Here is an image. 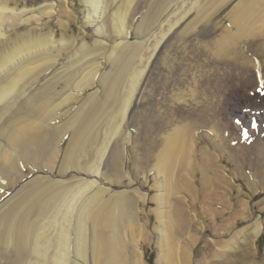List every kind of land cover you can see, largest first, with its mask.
Instances as JSON below:
<instances>
[{"label": "bare ground", "instance_id": "obj_1", "mask_svg": "<svg viewBox=\"0 0 264 264\" xmlns=\"http://www.w3.org/2000/svg\"><path fill=\"white\" fill-rule=\"evenodd\" d=\"M85 1L91 5L97 25L100 24L96 28V36L106 40L112 39V31L115 29L127 38L130 34L127 18L134 23L136 16L142 10L148 11L149 6L152 12L149 10L145 16L144 29L154 27L155 21L159 19L157 13L162 12L166 25L170 26L168 33L176 28L177 34L188 32L180 38L186 40L189 47L181 62L189 61L186 58L191 57L201 69L197 67L194 73H183V63H175L171 71L164 66H158L157 70L156 61L149 64L146 82H151L152 96L148 113L145 115L137 111L145 100L139 99L129 123L143 126L137 129V136L133 139L136 148L134 156H138L135 163L139 169H157L162 177V181L154 186L157 195L151 197L142 193L139 186L131 187L132 184H129L125 195L121 193L120 197L105 199V189L103 184H99L97 189L94 188L96 192L82 207L84 225L90 226L101 239L110 231L109 220L118 213L126 221L123 230L126 229L132 239L141 233L140 226L148 223L141 214L149 218L151 212L147 206L155 203L158 209L156 219L160 222L157 229L160 251L155 264H218V261L225 259L228 264H264V255L258 257L256 240L264 231V107L257 109L256 114L250 107H247V114L240 111L244 102L242 98L247 96L245 93L248 90L251 93L254 90L260 91L257 100L263 101L261 103L264 105V0H240L236 5L238 0H190V7L183 6V0H154L156 4L153 0ZM14 5L18 7L19 1L0 0V226L4 219L15 223V252L4 255L0 251V261L2 264H22V260L29 259L31 264H66L70 245L67 232L57 243L47 239V236H40L37 240L42 239L41 243H37L35 248L38 250L37 258L33 254L28 256L26 245L33 228L30 215L26 213L44 215L51 204H61L67 198L68 188L41 186L35 191V185L26 186L30 182L26 181L29 175L41 171L40 166H37L38 161L50 154L54 141L67 139L69 143L65 149L72 156L86 150L85 141L88 138H83L96 136L95 130L101 122L99 116L107 102L97 93L99 90L87 97L83 92L99 83L102 87L108 86L107 93L112 99L109 90L113 89L110 81L112 77H109V71L102 73L99 80L96 69L84 74L87 68L85 65L88 64L86 60L89 58V62H92L104 54L102 51L105 43L100 39H96L91 46L81 42L75 51L72 39L64 38V41L57 42L51 34H35L38 25L28 32L13 36L21 25L40 22L43 19L41 17L53 13L47 11L42 12L44 14L41 16L29 15L25 11H18ZM232 6L235 14L225 18L227 15H223L224 11ZM227 19L231 28H220ZM179 25L181 28L183 26L182 31ZM195 27H198L196 34L193 32ZM167 40L161 49L162 59L165 51L170 52V47L172 55H176L181 48L180 40L176 44L174 40L171 43L172 39ZM126 43L123 40L111 47L110 54L105 55L110 60L108 64L111 65L113 61L112 65L118 66L123 57L136 52V44L126 46ZM166 72L170 74L165 75ZM222 72L228 75L227 78L222 76ZM183 75L186 76L182 80ZM187 77L199 84L197 93L194 90H180L179 87H185L181 85L185 84L183 81ZM239 86L243 90H238ZM70 90L81 91L83 97L73 91L63 98ZM157 91L164 96L157 97L155 101ZM205 98L206 102L199 103L200 100L205 101ZM58 100L60 102L56 104ZM233 101L236 103L232 104ZM249 101L250 97H247V103ZM183 102L192 108L185 110L181 104ZM195 103L203 104L196 108L193 106ZM213 138L216 140L209 143ZM119 148L115 144L110 149L105 164L106 168L116 173L120 167ZM225 158L230 164V172L222 163ZM22 166L27 168L26 174ZM30 166L34 167L28 168ZM107 173L105 171L102 175H94L106 181ZM68 180L80 183L75 175ZM242 180L244 184L237 182ZM97 181L81 180L88 186ZM42 183L38 182L36 186ZM21 186L25 191L19 197L17 193L23 190L17 189ZM247 188L250 189L249 200L245 197ZM13 193L12 199L4 203L1 201L7 194ZM260 195V201L253 204ZM8 204V210L3 208ZM138 205L141 207L138 208ZM247 222L250 224L239 229L240 225ZM209 229L214 236L211 240L204 236ZM145 235L150 241V234ZM202 242L206 250L197 261L196 248ZM96 243L92 257L95 263L112 262L114 254L110 243H105L103 250ZM127 246L132 250L130 263L148 264L145 249L135 247L133 241L130 245L127 243ZM75 264L79 263L75 261Z\"/></svg>", "mask_w": 264, "mask_h": 264}, {"label": "rangeland", "instance_id": "obj_2", "mask_svg": "<svg viewBox=\"0 0 264 264\" xmlns=\"http://www.w3.org/2000/svg\"><path fill=\"white\" fill-rule=\"evenodd\" d=\"M18 1H19V6L17 7L14 5V7H17L18 11H25V14H29V15L35 14V15L41 16L42 14H44L42 12L48 11V13H50L52 11L53 13H51V16L45 15L41 17V19L43 18L42 21H44V23L42 21L40 22L33 21L32 24L25 23L21 25L17 29V31H14L13 36H15L16 34H22V33L28 32L33 26L38 25L37 26L38 29L34 30L35 34H38V35H40L41 33L51 34L53 40L57 42L64 41L63 40L64 38L65 40L72 39L75 42V44H73V49L75 48V51L77 50L78 47H80L81 42H86L89 46H91L93 45L92 43H94L96 39H100L101 41L105 43L104 45L105 48L103 47V51H102L104 52V54L101 57L97 56L95 60L92 62L91 61L89 62L90 59L88 58L86 60V62L88 61V64L85 65L87 68L84 67L85 68L84 74L88 73V71H90L91 69L94 72L96 69V71L99 72L97 74L98 75L97 79L99 78L100 80L102 73H106V72L108 73L110 71L109 77H112L111 78L112 80L110 81H111V86H113V89H109L111 90L110 92L112 94V99H110V97L108 96L110 94L107 93L108 86L102 87L100 86L99 83L98 84L96 83L95 87H89L87 90L83 92V95L87 97L88 95L94 92L96 93L97 92L96 90H99V92L97 93H99L100 96L103 97L102 98L103 101L107 102V103H104L105 107L102 110L100 108L101 113L99 110V113H100L99 117L101 118V122L99 123L98 127L95 130L96 134L94 133V135L96 136H93V137L85 136L83 138V139L88 138V141H85L86 147H87L86 150L85 151L82 150L83 152L82 151L78 152L77 155L72 156V154H70V152L69 153L66 152L67 150L65 149L66 145L69 143L67 139H65V141L64 140L62 141L61 139L59 141H54V144L51 147V150L53 152L51 151L52 153L50 152L48 156L46 155L43 158L41 157V159L38 161L37 166H40L41 171H38V170L35 171L33 175H29L27 181L25 180L26 182L30 181L26 186H28L29 184L35 185L34 186L35 191H38L43 186L44 187L52 186L57 189H58V186L59 188H61L62 186L63 188H68V195H67V198L65 199L66 201L65 200L61 201V204H58V203H55L56 205L51 204L50 208L48 207V211L46 210L44 215L37 216L32 213L31 214L26 213L30 215L29 220L30 219L32 220V221L30 220V222L33 228V233L29 234V240L27 241L28 244L26 243L27 244L26 249L28 250V256L30 257L33 254V256L37 258L38 250H36L35 248H36L37 243H39V245L41 243L40 241L42 239L40 241L37 240V238H39L40 236L42 235L47 236V239L49 240L51 239L55 243H57L58 240L63 236V234L67 232L68 237L70 238L69 239L70 245L68 247L69 252H68V260L66 264H75V261L79 264H96L94 261V258L92 259L94 255V251L96 250L95 249L96 242H97L96 245L98 244L97 246L99 247L100 250L105 249L106 247L105 243L107 242L110 243V246L112 249L111 251H113L114 255L112 254L113 255L111 259L112 262H109V264L110 263L111 264H132L130 263L132 261V250L131 248H129V246H127V243L128 245H130L132 241L135 247L137 246L138 248L142 250L145 249V260L148 262V264H155L159 256V251H160L159 245L157 244L158 243L157 241L159 240V237H160L157 231L158 227L160 226V222L156 219V216H158L157 214L158 209L155 203H149L147 206V210L151 212L148 215L149 218L141 214V217L148 223L141 225L140 226L141 233L139 234V236L134 237L132 239H130V235L126 232V229L125 231L123 230V227H126L125 225L126 221L118 213H116L113 219L109 220V225L111 224L110 231H107V234H104L101 239H99V237L96 236L95 233H93V230L90 228V226L84 225L83 217L85 215H84V212L83 214L81 213H82V207L84 203L87 201V199L92 194H94V192H96L94 188L99 186V184L101 185L103 184L102 186L104 187L105 192H106L104 194V196H106L105 199H107L108 197L110 198V197L122 196V194L126 193L125 191L129 189L128 188L129 184L130 185L132 184L131 187L139 186L138 188L141 190L142 193H147L151 197L154 195H157V190L155 189L154 186L157 185L158 182L160 183L162 181V177L159 176L160 174L157 171V169H139L138 164L135 163V160L137 159L138 156L137 157L134 156V153H136V148H134L133 139L137 136V134H135L137 132V129L139 130L143 128V126L142 125L137 126L132 123L130 124L129 123L130 116L132 114V111L136 107L137 101H139V99L141 98L142 100H144L145 98L144 104L142 103V105L139 106L140 108H137V111L142 114L144 113L145 115H147L148 113V106L150 103V98L152 96V93L150 92L151 82H146L147 81L146 77H148L147 73L149 72V66L155 63V61H156L155 65H156L157 70L159 67L162 68L164 66L165 68H167V70L171 71L175 63H183L185 65V71L183 73L188 72V71L194 73L196 72L194 71V69H197V67L201 69V66H198L197 62L191 57L186 58V59H189V61L184 60L183 62H181L184 56L187 55L189 51L188 50L189 47L187 46L188 42H186V40L182 41L180 40V38L184 36V33H188V32L184 31L183 35L180 32L179 34H177L178 30L176 28V29H173L170 33H168V29H169L168 27L170 26L166 25L167 24L165 21L166 19H164V15L162 14V12L157 13L159 15V19L155 21L154 27L150 29L148 28L144 29L145 28V22H144L145 16L146 14H148L147 12H149V10L152 9V7L149 6L148 11L142 10L136 16L134 23L130 22L129 19L127 18V28H129L130 30V34L127 35V38H125L123 34L121 35L119 32H117L118 30L115 29L112 31L113 33V36H111L112 39L106 40L104 38H99V36H96L95 31H96V28L100 26V24L98 23L97 25V22L92 16V11H93L92 7L85 0H18ZM189 1L190 0H183L184 4H187V5H184V4L182 5L185 7H190ZM239 1L240 0H238L234 5H236ZM233 6L230 9H227L224 11L223 15H227V17L225 18H230L231 16L235 14V9L233 8ZM229 7L230 6H228V8ZM150 12H152V10H150ZM228 23H229V19H227V21L224 23L225 25L220 26V28L222 27L231 28V24H228ZM131 26L132 28L130 29ZM179 26H180L179 30L182 31L183 26L182 28H181V25ZM41 28H44V30L41 31ZM186 29H189V28H186ZM175 30H176V33L173 34ZM197 31H198V27H195L193 29V32H195L194 34H196ZM166 33H168V35L165 36ZM171 33H172V36H171ZM219 33H222V30H219ZM63 35L65 37H63ZM167 39L168 40L172 39L171 43L175 42V44L178 40H180L181 48L179 49V52L177 53L179 55L177 54L172 55L173 53H171V49H170L171 47L168 49L170 52H166L165 51L166 49H165L164 50L165 52L163 53V59H162L161 49H163L162 46L164 45V43H166ZM123 40L127 41L126 46H128V44H131V45L136 44L137 45V47H135L137 48V50H135L136 52L129 53L127 54V56L123 57V59H121L118 62L117 64L118 66L112 65L113 61H111V65L110 63L108 64V61L110 60H108L105 55L110 54V51L112 50L111 47L116 46L120 41H123ZM173 40L174 42H172ZM1 52H2V47L0 44V53ZM92 63H96V64L94 66L93 65L90 66ZM100 63L102 65H99ZM193 73L190 76L191 78L193 77ZM113 74H115V76H112ZM166 74L169 75L170 73L166 72L165 75ZM185 76L186 75L182 76V80ZM222 76H224V78H227L228 75L222 72ZM190 77H187L189 80L185 79L183 81L185 84H182L181 86H185V87H179V88L181 91L189 90L190 92L194 90L196 91L195 93H197L200 86L199 84L192 82ZM114 79L116 80L117 83H115ZM155 83L157 84L156 81ZM156 84H155V87L157 88V85L159 83L157 85ZM239 88L240 89L238 90H243L242 86H239ZM73 91L74 90H70V92L65 93L63 95V98L66 97L69 93H73ZM81 93L82 92L78 90L74 91V94H79L80 96H81ZM155 94H156L155 101L157 97L161 98V96H164L163 93L158 92V91ZM83 95L81 97H83ZM146 95L148 96L146 97ZM245 95L247 96L243 98L241 97L242 100L244 101L243 105L241 106L242 108L240 110L242 114H247L246 112L247 107H250L251 109H253L254 114H256V111H258L257 109L259 108L261 109L264 107V105L261 103L263 101L257 100V96H260V91L254 90V92L251 93V91L248 90L247 94L245 93ZM168 96L170 97L171 95H167V97ZM247 97H250L251 102L249 101L247 103ZM206 100L207 98H205V101L200 100L199 103L206 102ZM59 102L60 100H58L56 104ZM199 103L197 105L195 103L193 106L198 108L199 106L203 104L202 103L200 105ZM235 103L236 102L233 101L232 104H235ZM181 104L183 105L182 107H185V110L192 108L186 102H183ZM221 104H222V101H221ZM61 112L63 111L61 110ZM138 112H137V115H139ZM210 132L211 131H209L208 134H210ZM68 137L69 136L67 135V138ZM216 138H213L212 141H208V142L209 143L214 142ZM115 144L116 145L118 144V146L120 147L119 149L121 153L120 158H119L120 167H119V172L117 173L112 172V169H109L108 167L107 169L105 165L107 162V158L109 157V154H110V149L113 146H115ZM222 161H224L222 163L225 166V169H227L230 172L231 168H230L228 159L225 158V160H222ZM32 167L34 166H30L28 168L32 169ZM23 170H24L23 172H25L26 174L27 168L23 167ZM189 170L190 169H188V172H190ZM105 171L108 172L107 173L108 179L106 181H104L105 179L103 180L102 178L95 176L96 173L98 175H102L105 173ZM73 175L76 176V178L80 181V183L74 182V181L71 182V180H68L70 179V176H73ZM81 180L89 181V182H92V181L95 182V180L96 181L98 180V181L96 184L88 186L85 184L86 182H81ZM41 181L43 183L41 185L39 184L36 186V183L41 182ZM242 181L243 182L241 181L240 182L237 181V182L244 184V180ZM81 184L82 185L84 184V185L82 186ZM19 188L20 189L22 188L21 190L24 189L23 186H21V187H18L17 191L20 190ZM24 191L25 190H23L22 192L20 191L21 194L17 193L19 197L23 195L22 193ZM249 192H250V189L248 188L245 189L246 200H249L248 199ZM14 194L15 193L11 195L7 194L1 201H3V203L8 201ZM261 196L262 195L258 196L256 200L253 201V204L256 205V202L260 201ZM137 199L140 202V198L138 196H137ZM139 204L141 205V202ZM9 206L10 205L8 204L7 206L5 205L3 208H6V207L8 208ZM137 207L140 208L141 206L138 205ZM256 214L260 215L259 212H257ZM67 218H70V220ZM249 224L250 222L242 224L240 225L239 229H242ZM14 225H15L14 222H10V221L6 222V220L4 219L2 221V225L0 226V251H3L4 255H9L15 252L14 251L15 249L13 248V246L15 245V240L13 237ZM128 225L131 226V223L128 222ZM263 232L260 233L258 238L256 239L259 258H261L262 255H264V233ZM145 234H150L149 235L151 237L150 241L148 240V237ZM204 236L205 238L209 240H211V238L214 237L213 232L210 229L205 233ZM204 245L205 243L202 242L196 248L197 261H199V259L202 258L204 255V252L206 250V247ZM41 247H42V244H41ZM41 247L39 246L38 249L41 250L40 249ZM47 248H48V245H47ZM34 252L36 253L34 254ZM79 253L81 254V256L79 255ZM24 260H22L21 262L22 264L32 263L29 261V259H24ZM228 263L226 259L218 261V264H228ZM0 264H2V261H0ZM100 264H105V263H102L101 261Z\"/></svg>", "mask_w": 264, "mask_h": 264}]
</instances>
